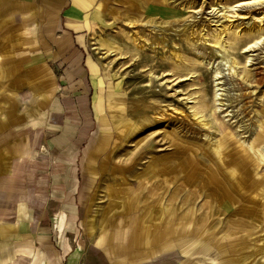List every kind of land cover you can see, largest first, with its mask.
Returning a JSON list of instances; mask_svg holds the SVG:
<instances>
[{
    "label": "rangeland",
    "instance_id": "obj_1",
    "mask_svg": "<svg viewBox=\"0 0 264 264\" xmlns=\"http://www.w3.org/2000/svg\"><path fill=\"white\" fill-rule=\"evenodd\" d=\"M217 1L228 5V14H234V6L249 0H199L194 7L199 10L216 6ZM170 2L142 1L141 4L151 3L162 6V9L148 10L140 19L172 18L178 12L189 14L190 9L183 4L179 6L178 2ZM122 7L126 10L128 5ZM260 11L254 9L251 14L254 17L251 30L252 24L240 20L250 14L226 19L229 29L223 35L227 39L240 32L241 38L231 53L237 59L240 76L246 67L251 71L248 83L249 90L253 92L249 104L257 109L262 127L246 137L237 122L229 121L230 117L222 111L225 107L219 105L217 95L220 85H217L214 69L208 61L198 58L195 63L190 57L188 64L184 65L190 66L193 62L196 70L188 79H181L180 76H186L191 70L181 64L176 65L175 52L183 50L189 57L194 56V51L180 33L173 31L166 36L167 43H170L165 49L161 46L152 49L148 42L144 46L139 45L141 49H138L134 39L139 42L142 33L139 32V24L134 22L140 19L130 21L119 15L116 19L100 20L92 36L99 45L115 50L116 55L106 59V68L118 81L128 103L122 113L124 121L119 136L109 142L106 149L89 150V159L94 162L96 172L91 174L94 182L85 190L83 227L92 248L95 249L94 245L102 236L103 248L100 251L106 257L115 255L113 248L129 245L131 251L139 247L146 256L154 257L170 251L182 261L188 258L189 264H199L205 255L204 248L209 250L207 244H210L209 253L227 261L233 259L236 264H243L242 261L251 264L253 260L259 262V259L264 261V154L256 149L264 140V135L256 139L264 130V63L259 61L261 59L247 63L249 58L243 49L264 34V13ZM170 12L174 16L165 15ZM221 14L198 13L202 21L198 18L195 28L199 24L212 32L224 29L222 21L207 20ZM174 40L181 45L173 43ZM95 56L100 61L96 53ZM53 69L60 79V65L55 63ZM227 82L228 97L233 98L236 86L230 78ZM1 92L0 185L7 189L11 212L19 200L18 196L28 187L29 179L32 189L42 186L43 165L47 161L38 139H35L34 149L27 152L29 162L22 161L23 151L18 149L30 148L31 133L23 123L13 120L16 107L6 105L9 95L3 97L4 91ZM201 94L209 106L204 115L195 116L209 122L208 127L214 130L211 139L181 131L171 125L170 117L133 136L138 112L155 117L169 109L184 110L191 116ZM117 102L118 106L122 105ZM137 102L141 108H136ZM221 124L228 128V135H224V127L222 130L219 128ZM35 132L32 136L37 134ZM222 139L228 141L223 147L220 145ZM36 145H40V149H36ZM251 145L256 148L251 149ZM234 162L240 165L235 166ZM27 163L31 171L25 174L20 167H28ZM3 191H0V198ZM93 255L95 263L101 264L100 257ZM146 256L139 261L149 258ZM208 260L223 264L217 259Z\"/></svg>",
    "mask_w": 264,
    "mask_h": 264
},
{
    "label": "crops",
    "instance_id": "obj_2",
    "mask_svg": "<svg viewBox=\"0 0 264 264\" xmlns=\"http://www.w3.org/2000/svg\"><path fill=\"white\" fill-rule=\"evenodd\" d=\"M142 1L150 2L0 0V96L1 91L3 97L9 95L5 104L16 107L13 120L31 133L30 148L18 149L23 151L22 161L29 162L27 152L34 149L37 139L47 161L42 186L32 189L29 179L11 212L7 189L0 185V191L4 190L0 198V264H96L93 254L100 257L101 264L190 263L170 251L150 257L139 247L131 251L129 245L113 248L115 255L106 257L100 251L103 237L94 249L83 227L85 190L96 172L89 150L106 149L119 136L128 103L118 81L96 58L89 39L102 19L120 15L137 21L148 10L162 9ZM55 63L62 68L60 79L53 69ZM20 169L25 174L31 171L29 164ZM209 250L204 248L199 264H217L208 259L236 264ZM143 256L149 258L139 261Z\"/></svg>",
    "mask_w": 264,
    "mask_h": 264
},
{
    "label": "bare ground",
    "instance_id": "obj_3",
    "mask_svg": "<svg viewBox=\"0 0 264 264\" xmlns=\"http://www.w3.org/2000/svg\"><path fill=\"white\" fill-rule=\"evenodd\" d=\"M168 1L178 2L179 6L183 4L185 8L190 9L188 11L189 14L185 15L183 14L185 12L182 13L178 12L177 14H175V16L174 14H172V16H174L172 18L146 17L145 19H140L139 22H134L135 25L139 24V32L142 33L139 36V38L141 39L140 41L138 40L139 42H137V39H134L137 48L141 49V47L139 48V45L144 46L146 45V42H148L149 46L152 49H157L158 46H161L163 49H165L169 47V43H170V42L167 43L168 38L166 36L173 31L180 33L179 35L182 36L181 38L191 48V51L192 52L194 51L193 52L194 56H189V57L185 54L183 50H179L175 52L174 58H176L175 61L177 62L176 65L181 64V66H184L185 69L191 70L189 74H187L186 76H180L181 79L182 80L188 79L190 73H194L196 70L193 67L194 65L193 62L191 63L190 66L184 65L185 63L188 64L187 62L190 61V57H192L191 59L195 63H197L198 58H203L206 61H208L209 64L212 65L214 69L215 79L218 80L217 85H220V88L218 89V91L220 92H218L217 95L219 96L218 100H220L219 105L221 107H225L222 109V111L226 114L225 116L230 117L229 121L237 122L240 131L243 132L244 137L253 135L262 126L260 124V120L258 119L257 109H255V106L254 107L252 106L253 107L252 108L251 105L249 104L252 101L249 100V98L252 96L251 93L253 92L249 90L250 83H248V80L250 79L251 71L246 67L243 70V75L240 76L239 69L237 67L238 66L237 59L234 58L231 53V50L236 49V45H238L237 43L239 40L238 38L241 35L239 34L240 32H237L233 34V36L230 35L229 38L227 39H225V36L223 35L229 29V26L226 23V19L228 18L240 16L241 14L244 15L250 14V16L248 17H241L240 20L241 22H246L247 20L246 23L252 24L254 17L251 14L254 9H261L262 11L260 12L262 14L264 13V0H249L246 2L239 3L238 5L234 6V8L236 9L234 14H228L229 12L227 10L228 5H222L218 1L216 2L217 4L216 6L202 7L199 10H196L194 7V5L199 0H168ZM200 12L203 13L213 12L216 14L222 12L221 16L218 15L214 17H209L207 20H209L210 22L222 21V24H224V29H220L218 32H212L210 29L205 30V27H202V25L199 24L198 27L195 28L196 25L194 23L198 20L199 18L198 13ZM199 21H202V19H200ZM252 28H253V24L250 26V30ZM175 42L176 40L173 41V43ZM89 44L91 49L94 51V53H96V55L100 59L102 65H104L105 67L107 66L106 59L112 58V56L116 55L114 49H110V48L107 49L99 45L93 36L89 39ZM176 45H181V43H177ZM263 46H264V34L262 33L256 40L250 41L248 44L245 45V47H243V49L247 53L246 54L247 57L249 58L247 63L249 61H255L258 59H261L259 61H262L264 63ZM256 51L258 52L254 53ZM254 63L255 62H253V64ZM246 66L248 65L246 64ZM229 78L231 80V83L236 86V88L234 89L236 91L235 93L236 96H233V98L228 97L227 94L229 90V88L227 87L228 84L227 79ZM200 90L198 92H200ZM197 103H198L197 106L194 108V114L191 115L189 113L191 116H188L184 110H177V109H176L177 111H170L169 109V111L166 112L165 114L155 117L147 113L138 112V117L136 116L137 117L136 123L132 134L133 136H135V134L137 133H142L147 126L153 123H157L165 117H170L172 119H169L168 121H170L171 125H175L179 129H181V131L186 133H191L200 137H205V139H211L214 135L213 132L214 130L208 127L209 122L203 119L199 120V117L195 116L196 114L197 115L203 114L206 108L209 106L208 103L205 102L204 95L200 97ZM135 106L136 108L139 107L138 102L136 103ZM189 117L192 119H190ZM223 127L225 128V130L223 131L224 135H228L229 130L228 128H226V125L221 124L219 126L221 130ZM262 135H264V130L261 132V135H257L256 139L259 140V138H261ZM225 143L228 144V141L222 139L220 143L221 147L225 146L226 145ZM252 145L255 146L254 142H252ZM252 145L250 147L251 149L256 148L253 147ZM256 149L257 151L264 154V140L260 142V146H258ZM234 165L237 166L240 165V163L234 162ZM220 262L223 263L224 260H220ZM230 264L232 263L230 262Z\"/></svg>",
    "mask_w": 264,
    "mask_h": 264
}]
</instances>
